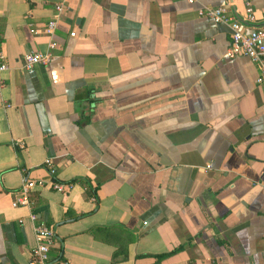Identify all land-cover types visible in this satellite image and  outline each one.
<instances>
[{
    "label": "crops",
    "instance_id": "crops-1",
    "mask_svg": "<svg viewBox=\"0 0 264 264\" xmlns=\"http://www.w3.org/2000/svg\"><path fill=\"white\" fill-rule=\"evenodd\" d=\"M248 4L264 28V0H0V264L29 263L39 224L60 264H264V83L199 15ZM47 158L72 189L13 207Z\"/></svg>",
    "mask_w": 264,
    "mask_h": 264
},
{
    "label": "built area",
    "instance_id": "built-area-1",
    "mask_svg": "<svg viewBox=\"0 0 264 264\" xmlns=\"http://www.w3.org/2000/svg\"><path fill=\"white\" fill-rule=\"evenodd\" d=\"M194 1L195 0H189L190 3H193ZM56 10V17L58 18L63 11V6H57ZM199 15L210 19L216 24H225L230 27L232 33V43L227 52V57L232 59L239 56L249 58L253 63L259 66L260 75L257 79L258 84L264 83V28L248 29L247 23H254L256 21L254 9L251 5L248 4L247 15L244 21H240L232 16L229 9L224 6H204L199 11ZM57 18L50 21L46 28V33L50 36L54 35L58 26L59 19ZM55 47L56 43L52 41L50 43V49H54ZM50 58V53H29L25 56L23 68L31 70L37 65L48 64ZM8 69L9 67L6 62L4 46L0 40V90L4 85L1 76ZM44 167L54 180L47 183L42 180L31 179L24 175L22 179V187L17 193V197L13 202V207L31 206L32 202L30 194L37 187H50L52 190L59 193H66L72 189L73 183L64 184L55 179L57 167L53 158H47L44 162ZM92 201H96V197L94 195L92 196ZM31 218L32 220L36 219L34 214H31ZM35 240L36 244L28 264H60L51 256V251L56 241V233L52 227L45 224L37 225L35 227Z\"/></svg>",
    "mask_w": 264,
    "mask_h": 264
},
{
    "label": "trees",
    "instance_id": "trees-1",
    "mask_svg": "<svg viewBox=\"0 0 264 264\" xmlns=\"http://www.w3.org/2000/svg\"><path fill=\"white\" fill-rule=\"evenodd\" d=\"M167 255V254H166ZM163 257H164V255H163Z\"/></svg>",
    "mask_w": 264,
    "mask_h": 264
}]
</instances>
